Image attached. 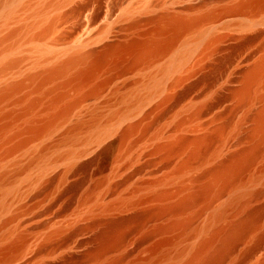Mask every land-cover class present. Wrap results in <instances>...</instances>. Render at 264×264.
<instances>
[{
  "label": "rangeland",
  "instance_id": "1",
  "mask_svg": "<svg viewBox=\"0 0 264 264\" xmlns=\"http://www.w3.org/2000/svg\"><path fill=\"white\" fill-rule=\"evenodd\" d=\"M240 1L0 0V90L76 50H97L116 39L148 41L156 27L151 18L166 13L197 17ZM48 19H54L55 26L36 41L35 34L41 33ZM136 20L141 23L130 26ZM259 29L264 30V6L221 12L183 31L170 51L136 66L132 53L111 56L83 88L75 87L76 67L40 89L30 83L2 99L0 264H183L230 195L262 192L218 226L236 221L250 209L263 208L264 153L243 172L235 189L188 207L180 217L186 225L158 232L177 217L143 215L199 189L209 181L205 173L251 145L249 117L262 102L258 93L247 102L236 92L243 84V70L264 54V33H257ZM179 54L184 60L169 68ZM10 59L20 61L18 68L3 70ZM39 63L44 64L39 67ZM163 68L169 69L162 73ZM67 81L70 84L63 85ZM104 81L100 92L90 95L92 86ZM60 92L66 94V102L78 103L43 134H29L25 129L33 121L44 124L58 111L60 105L52 109L48 105ZM139 97L145 100L137 105ZM37 98H41L38 105L26 112ZM181 121L184 125L176 131ZM131 124L138 126L122 137ZM220 128L223 132L218 136ZM181 135L213 139L198 156L192 155L191 146L167 154L164 146ZM186 161L191 168L176 175ZM160 193L173 196L166 201L154 198ZM4 203L8 206L1 211ZM261 218L257 231L238 240L217 264L254 263L249 258L264 233V213ZM116 221L124 237L103 250L102 239L111 234ZM259 243L264 248V237ZM14 252L16 258L4 261Z\"/></svg>",
  "mask_w": 264,
  "mask_h": 264
},
{
  "label": "bare ground",
  "instance_id": "2",
  "mask_svg": "<svg viewBox=\"0 0 264 264\" xmlns=\"http://www.w3.org/2000/svg\"><path fill=\"white\" fill-rule=\"evenodd\" d=\"M262 6H264V0H242L237 5H235L233 7L230 6V8L227 7L225 10H220V11L222 13H225V12H243V11L251 10V9L254 10L256 8L259 9V7L261 8ZM38 11H39V14L41 15L40 10H38ZM221 12H219V11L210 12V13H207V14H204L201 16H197V17H186V16H183L180 14L166 13V14L160 15L158 17L151 18V21L156 23V27L153 30V34H150V35H152V37L150 39H147L148 41L143 42V40H142V43H141L139 41H136L137 39L136 40L134 39L128 43H124V42L118 41L116 39L112 42H109V43L103 45L100 49H97V50L92 49V50H89L87 52L76 50L70 54L68 53L69 55L66 53L68 56L66 58H64L63 60L59 61L58 63L51 65V66H48V67L44 68L43 70L39 71L38 73L27 74V75H25V77L23 79H21L17 82H14L12 84L10 83L9 85L5 86L4 88L2 87L3 89L0 90V101L2 99H5L6 97L12 95L13 93L20 91L25 86H28L27 84H30V83H33V84L36 83L37 89H40L45 84H48L50 82H54L58 78L60 79V77L64 76L67 72L69 73L71 69L73 70L76 67H78L77 76H76V80L78 82L76 83L75 87L76 88H83L86 85H88L90 82H92V80L97 75L98 71L103 67L104 63L107 62V60L111 56L113 57L114 55H119V54H125L126 55V53H130V55H131V53H132V55H134L133 65L136 66V65L142 63L143 61H146L148 59H151L153 57L162 55L165 52L170 51L173 48L174 41L178 38V36L183 31L202 23L203 21L207 20L208 18L218 16V14L219 13L221 14ZM43 13L44 12H42V14ZM35 14L37 15V13H35ZM35 14H33V15H35ZM44 20H46V19H44ZM138 23H141V21L139 22L138 20H136L130 26L134 27L135 25H138ZM54 24H55L54 19L49 20V22L47 21V26L40 31L41 33L39 32L40 33L39 35L35 34V36H36L35 40L36 41L38 40L37 36L45 35L46 33L48 34V31H50V29L53 26H55ZM34 28H36V27H34ZM257 33L263 34L264 30L259 29V30H257ZM260 34H258V36H260ZM256 36H257V34H256ZM31 37H33V36H31ZM26 42H28V41L26 40ZM37 54H38V52H37ZM130 55H127V56H130ZM183 55L184 54H179L178 57H176L173 64H171L169 66V68H176L180 64V62L184 60ZM126 58H128V57H126ZM55 59H56V57H55ZM118 59H119V57H118ZM48 62H49V60H48ZM19 64H20L19 60H17V59L11 60L10 59L4 65L3 70L9 71L12 69H16V68H18ZM41 64L43 65L44 63H39L38 66L40 67ZM169 68H163L161 70V72L164 73ZM0 70H2V69H0ZM106 83L107 82L104 81V82H101L99 84L93 85L91 88L90 95L91 94L92 95L98 94L100 92V90L105 86ZM68 84H70V81L63 82V85H68ZM57 88H58V85H57ZM257 88L261 89V90L259 89L261 93L256 91ZM262 89H264V54L261 57H259V59L253 65H251L250 67L248 66V68L243 70V84H242V87L239 88L238 91L236 92V96L238 95L240 97V99H242L243 101H247V102L249 100H251V98L256 93H258L259 94L258 98H260V100L262 102V107L257 112H255V114H253L249 117L253 122V127H252L253 129L252 130L250 129L251 132L249 133V139L251 140V145L248 148H245V149L240 150L238 152L236 151V153L228 155L222 162L218 163L214 168H212L210 171L205 173L204 176H206V177L209 176V178L207 177L209 179V181H207L203 185H199V186H201L199 189L197 188V190H194V191L188 193L187 195L181 197L180 199H178L175 202H171V203L166 202L162 206H159L157 210L154 209L155 211H151L148 213L146 212L147 214L144 213L143 214L144 217L146 215L147 216L148 215L153 216V214L157 215V214H165V213H170V214H173L175 217H177V218H175L174 222H172L173 221L172 220L167 226L160 228V230H158V232L160 231V232L166 233V231L174 229L177 226L186 225L187 221L185 222V219L184 220H183V218L180 219V217H181L182 213L188 207H190L193 204H196V202H198L202 199H205V198L207 199L208 197H210L213 194L221 196V194H224L225 192L229 193L230 191L235 189L236 186L239 185V183H240L241 176H242L243 172L246 171V169H248L254 163V161L261 154L264 153V90H262ZM155 92H156V90L152 91L151 93H149V95H147V97L149 98L150 96L154 95ZM65 95L66 94H62V93L57 94L52 99V101H50L51 105H48V106H50L49 107L50 109L57 107L58 105H60V108L58 109L57 112L51 114L50 117L48 116L49 118H48L47 122L40 125V124L36 123L37 121H35V123L33 121V123L31 125H29L28 127H26L25 130L28 131L29 134L31 133L34 136H38V135L43 134L47 130H49L57 119L62 118V117H66L70 113L72 108L78 103L79 100H73L70 102H66L65 101L66 100ZM40 100H41V98H37V99L32 100L27 105L26 112H30L31 110H33L38 105ZM143 100H145V97H139L137 99V105L139 103H141ZM49 108H48V110H50ZM136 125L137 124H135V125L131 124V126H128V128H126L125 131L123 130L124 136H122V137H126L125 135H127L131 131L135 130ZM183 125L184 124L181 121L174 128H176V131H179V130H181ZM221 127H223V126H221ZM215 130H217V129L215 128ZM22 131H24V130H22ZM221 131L223 132V128H220L218 130V133H217L218 136H219V133H221ZM215 134L214 133L212 134V135H214V137L212 135H202V136H199L195 139H192L189 137H183L181 135L182 137L180 136L175 141H173L171 143L169 142V144L165 145L164 150L167 151V154H169V152L170 153H173L176 151L179 152V150H182V149H185L186 147L191 146L192 150H194V152L190 151V152H193L192 155L198 156L200 153V150L203 153V149H205L204 152H206V147L211 142V140L213 138L216 139L218 137ZM10 151L11 150H9V152ZM190 158L193 159V157H190ZM190 163L191 162H189V161L183 162L182 166L181 167L179 166V168L176 170V175H180L183 173V171L187 170V168L190 167ZM199 177L201 179L202 176H199ZM184 189H185V187H184ZM184 189H182V190L184 191ZM178 191H180V190L178 189ZM261 193H262L261 191L251 192L249 190H244V191L230 195L227 203H225V205H223L221 208L216 210L215 213L213 214L214 225L212 227H207L203 231V232H206L207 235L205 237H203V239L199 242V244L196 245V247L191 250L188 258L183 262V264H217L230 251V249L235 245V243L238 240L242 239L243 237L247 236L252 231H254L258 227L259 219L262 217V214L264 213V206H262L263 208H261V209H259V208L258 209H250L249 211L245 212L236 221H232V223L229 222L230 224L227 223V225H224V226L223 225L218 226V224L220 222H222L223 220H225L226 218H228V216L230 215L231 212L236 211V213H237V212H240L241 210H243L246 205L247 206L249 205L248 203H249V199L251 197H257ZM171 196H173V195H171V193L170 194H164L163 193V194L159 195L158 197H156V195H155L154 198H158L159 200L161 199V200L166 201V200H170L169 198H171ZM7 206H8L7 203L2 204L1 211L5 210L7 208ZM119 222H117V221L113 222L110 226V229H111L110 233L111 234L109 235L108 234L109 232H106L108 234V236H106V237L103 236V237H105L102 239L103 243H101L102 244L101 247L103 250H104V246L111 248L110 246H112V245L115 246L116 244L120 243V241L124 237V235L120 234L119 230L117 229L119 226ZM181 227H183V226H181ZM255 231H257V230H255ZM195 233L197 234V233H199V231L196 230ZM261 235L263 238L264 233ZM47 236H49V235H47ZM261 239H259V240L261 241ZM260 241L257 242V245L254 249H253V247L251 248V249H253V251L251 252V255H250L251 257L249 259L251 262L252 261L254 262L253 264H264V248L262 246H260V243H259ZM162 244H164V243H162ZM158 246L159 245L156 246L157 249L154 248V249H156V251L160 249V246L159 247ZM15 256H16V252L11 253L10 256L5 258V260L3 259L4 257H1V258L4 261L9 262V261H12L14 258H16ZM115 262L120 263L121 259H117Z\"/></svg>",
  "mask_w": 264,
  "mask_h": 264
}]
</instances>
